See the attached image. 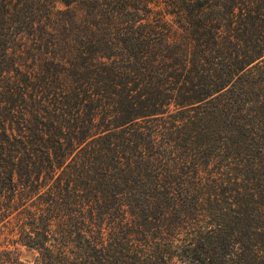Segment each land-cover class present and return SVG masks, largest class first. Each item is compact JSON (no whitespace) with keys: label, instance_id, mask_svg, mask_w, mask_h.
Wrapping results in <instances>:
<instances>
[{"label":"trees","instance_id":"1","mask_svg":"<svg viewBox=\"0 0 264 264\" xmlns=\"http://www.w3.org/2000/svg\"><path fill=\"white\" fill-rule=\"evenodd\" d=\"M58 1L0 0V264H264V0Z\"/></svg>","mask_w":264,"mask_h":264},{"label":"rangeland","instance_id":"2","mask_svg":"<svg viewBox=\"0 0 264 264\" xmlns=\"http://www.w3.org/2000/svg\"><path fill=\"white\" fill-rule=\"evenodd\" d=\"M54 5H55V8L64 7V5L58 0H55ZM11 246H16L17 251L19 252L20 256H22L23 258L32 259L34 254L36 253L34 249L29 248L22 243H14ZM176 264H181V263L177 261Z\"/></svg>","mask_w":264,"mask_h":264}]
</instances>
